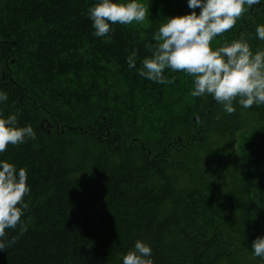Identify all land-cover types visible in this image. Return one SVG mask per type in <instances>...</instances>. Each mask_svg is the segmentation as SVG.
Segmentation results:
<instances>
[{"label": "trees", "instance_id": "trees-1", "mask_svg": "<svg viewBox=\"0 0 264 264\" xmlns=\"http://www.w3.org/2000/svg\"><path fill=\"white\" fill-rule=\"evenodd\" d=\"M96 2L0 0V88L9 97L0 111L15 113L20 126L30 124L37 134L0 153L27 169L31 186L21 218L28 231L0 250V264H122L138 239L152 247L153 264L263 263L251 245L264 235V179L248 166L264 153V129L253 130L251 144L249 133L242 136L241 169L262 190L238 205L246 221L234 236L227 228L233 203L193 182L191 133L169 140L174 121L194 119L197 131L204 119L220 121L222 105L209 95L191 96L192 77L183 71L165 70L172 84L137 72L166 18L192 11L187 0L180 6L142 0L149 19L112 25L110 42L93 34L88 9ZM249 14L211 46L245 32L252 50L262 49L252 22H264V15ZM134 50L137 65L130 69L126 57ZM204 127L220 129L213 122ZM68 147L87 158L96 152L93 165L66 167ZM178 175L190 183L177 189ZM7 232L11 239L18 229Z\"/></svg>", "mask_w": 264, "mask_h": 264}, {"label": "clouds", "instance_id": "clouds-1", "mask_svg": "<svg viewBox=\"0 0 264 264\" xmlns=\"http://www.w3.org/2000/svg\"><path fill=\"white\" fill-rule=\"evenodd\" d=\"M189 13L166 18L152 35L155 44L146 45L151 55L140 61L138 75L159 84H172L174 78L165 70H180L192 77L193 97L211 96L232 114L235 104L247 109L264 104V49L252 50L249 36L242 32L230 43L213 48L211 42L232 29L237 21L264 0H187ZM199 9V12H197ZM94 35L110 42L112 25L143 23L149 19V9L142 0H97L88 9ZM254 35L264 40V23L255 25ZM138 56L134 50L126 57L130 69L136 68ZM8 93L0 88V104L8 101ZM37 134L29 125L20 126L15 113L5 116L0 111V153L8 145H20ZM31 192L28 172L14 162L0 159V250H7L28 231L22 221L28 209L25 196ZM18 229L8 238L7 230ZM254 256L264 259V235L251 245ZM152 247L136 240L134 248L122 256V264H153Z\"/></svg>", "mask_w": 264, "mask_h": 264}, {"label": "rangeland", "instance_id": "rangeland-1", "mask_svg": "<svg viewBox=\"0 0 264 264\" xmlns=\"http://www.w3.org/2000/svg\"><path fill=\"white\" fill-rule=\"evenodd\" d=\"M178 1V6L183 0ZM251 15L248 18H257L264 15V5L254 6L249 10ZM261 23L258 20L252 22L253 32L255 25ZM264 23V22H262ZM264 49V42L261 43ZM217 115L219 122H214L213 117L201 121L198 130L192 127L196 126L194 119L187 121H174L169 132V140H180L185 134L191 133L192 143L190 147V167L193 182L207 187L211 191L208 194L214 195L218 201L233 203V212L228 219L227 228L234 235L238 236V230L244 227L243 208L238 210V205L243 203L248 197L258 195L262 189L256 188L258 180L253 179V174L248 177L245 170L241 169V148L247 142L242 136L249 133L252 139L249 144L255 140V132L264 129V105H253L251 108H243L237 104L236 111L228 115L219 106ZM250 109V111L248 110ZM215 114V113H214ZM224 117V119H223ZM207 122H213L220 129H205ZM131 127V126H130ZM257 146L253 148L256 151ZM96 154H92V157ZM92 157H82L78 148L68 147L63 155V163L66 167H75L78 164H85V167H91L95 160ZM250 171H253L256 177L263 175L264 179V153L256 159L250 161ZM174 180L177 189L183 187L189 177L178 175ZM262 181V179H259ZM250 186L251 189H250ZM213 189V190H212ZM260 264H264L260 263Z\"/></svg>", "mask_w": 264, "mask_h": 264}]
</instances>
